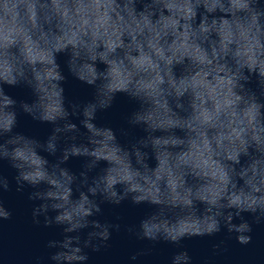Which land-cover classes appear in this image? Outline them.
<instances>
[{"label": "clouds", "instance_id": "1", "mask_svg": "<svg viewBox=\"0 0 264 264\" xmlns=\"http://www.w3.org/2000/svg\"><path fill=\"white\" fill-rule=\"evenodd\" d=\"M58 54L93 89L90 101L67 99ZM20 85L31 103L5 92ZM117 94L134 105L120 136L143 132L123 144L95 123ZM18 110L51 125L46 140L14 131ZM70 157L84 158L78 174L62 166ZM0 161L39 202L32 222L60 229L45 245L50 264H84L86 249L110 247L121 225L94 217L124 200L153 209L126 226L137 240L183 249L223 227L249 244L264 224V0H0ZM11 216L0 200V221ZM190 261L181 250L170 264Z\"/></svg>", "mask_w": 264, "mask_h": 264}, {"label": "water", "instance_id": "2", "mask_svg": "<svg viewBox=\"0 0 264 264\" xmlns=\"http://www.w3.org/2000/svg\"><path fill=\"white\" fill-rule=\"evenodd\" d=\"M65 60L66 57L63 54H58L57 62L61 64L63 74L66 76V81L63 83L65 96L73 101H90L93 98V89L68 73ZM4 87L5 92L18 102L31 103L34 99L26 86ZM133 108L134 105L125 95L117 94L111 108L97 113L95 123L97 126L111 128L116 132L117 139L122 144L126 143L127 140L143 135L139 128H132L129 129L128 137L120 136L119 129L128 128L125 117ZM17 119L18 126L14 131L26 136L35 137L43 142L51 133V125L34 122L19 110ZM70 119L79 126L78 117H70ZM81 131L84 129L81 128ZM41 154L47 156L46 153ZM47 158L50 162L55 161V157L47 156ZM83 163L84 158L70 157L62 166L78 174L82 170ZM149 163L154 166L153 160L150 159ZM105 166L104 162L99 165L101 168ZM98 170H94L89 175H95ZM0 175L6 177L10 185V191L0 193V200L12 212L9 220L0 221V264H34L37 257L45 258L43 264H50L46 259L49 250L45 248V245L50 239L61 238L60 229L55 226L45 228L42 217L38 218L41 224L32 222V208L39 202L28 199L32 191L28 186L20 192L16 191L13 179L16 171L7 161H0ZM100 207L101 213L94 218L101 222L118 223L121 228L119 231L110 229L111 235L107 241L110 247L102 248L98 252L86 249L88 260L84 264H170L172 255L181 250L188 252L191 257L190 264H264V224L252 225V232L249 233L252 239L247 245L238 244L234 238L235 234L227 233L222 227L221 231L213 236L186 238L181 241L184 248L178 249L163 241L153 244L147 240H137L125 230L126 226L138 225L140 220L153 210L151 206L134 205L129 200H124L119 205L102 203ZM242 215L251 223L249 214ZM233 222L239 223L235 219ZM221 241L223 244L214 249L213 246L220 244ZM147 249H151L148 254L139 256L135 261L129 259L132 254Z\"/></svg>", "mask_w": 264, "mask_h": 264}]
</instances>
